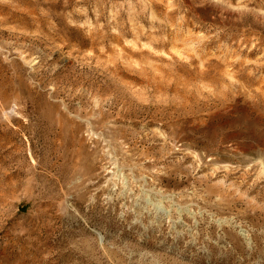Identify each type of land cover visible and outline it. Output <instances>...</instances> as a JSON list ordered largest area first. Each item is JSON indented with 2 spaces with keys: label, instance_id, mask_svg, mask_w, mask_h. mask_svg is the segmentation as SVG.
I'll use <instances>...</instances> for the list:
<instances>
[{
  "label": "rangeland",
  "instance_id": "rangeland-1",
  "mask_svg": "<svg viewBox=\"0 0 264 264\" xmlns=\"http://www.w3.org/2000/svg\"><path fill=\"white\" fill-rule=\"evenodd\" d=\"M0 264H264V0H0Z\"/></svg>",
  "mask_w": 264,
  "mask_h": 264
}]
</instances>
